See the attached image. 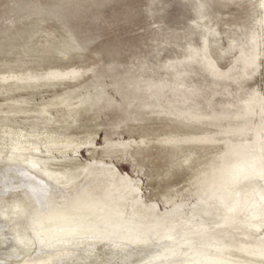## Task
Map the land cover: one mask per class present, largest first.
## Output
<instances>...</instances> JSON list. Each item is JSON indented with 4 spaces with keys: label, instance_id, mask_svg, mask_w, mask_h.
Masks as SVG:
<instances>
[{
    "label": "rangeland",
    "instance_id": "374dc122",
    "mask_svg": "<svg viewBox=\"0 0 264 264\" xmlns=\"http://www.w3.org/2000/svg\"><path fill=\"white\" fill-rule=\"evenodd\" d=\"M263 1L0 0V74L8 69L17 71L20 64L15 61L18 59L26 62L21 69L36 68L39 44L48 37L59 40L66 35L71 37L79 53L75 50L66 57L52 56L50 63H44L37 69L75 68L74 71L80 75L66 78L54 86L37 88L35 92H1L0 109L5 108V99L12 96L29 97L30 102L32 100L29 108L37 109L53 95L73 94L72 104H77L78 98L98 90L95 92L100 96L91 111L82 112L80 118L65 130L59 129L64 133L63 137L76 138L73 141L78 147L74 150L76 152L66 148L65 156L61 155L63 158L53 151L51 156H57L52 158L51 168L58 170L69 165L90 164L94 172L112 169L136 189L143 208L153 209L156 215L167 219L165 226L172 225L168 222V213L172 211L178 215L174 220L180 216V220L197 221L198 216L193 214L205 204L193 191L190 183L192 172L197 162L212 156L219 148L201 152L203 159H197L189 169L184 168L181 160L189 148L170 155L160 141L170 135L181 136L185 129L174 116L168 119L160 112L172 109L202 116L201 123L191 126V130L221 132L243 123L235 116L244 113V103L253 96L264 100ZM34 22L38 23L35 25ZM205 41L218 70L227 71L225 77L212 76L203 66L199 55ZM253 42L257 43V67L254 71L245 72L238 58L241 52L249 53L246 49ZM217 56L222 57L219 59ZM159 113L167 119L161 118ZM261 113L259 107L254 108L252 124L257 125L261 121ZM19 117L15 118L19 122L12 126L23 125L19 124L23 122L22 116ZM172 120L177 121L175 126ZM260 136L264 140V132ZM88 137L93 141L87 143ZM214 138L217 146H221L224 136L215 134ZM120 143L127 145L123 148ZM257 181L264 191V180L259 178ZM19 192L4 194L5 201L22 198L23 193ZM3 211L7 215L20 216L14 206ZM180 220L178 223L182 222ZM222 229L221 226L218 231ZM249 232L252 237L264 240V225ZM233 237L238 240V235ZM117 256L113 262L121 257ZM132 259L131 256L128 260ZM20 263L23 264L22 261Z\"/></svg>",
    "mask_w": 264,
    "mask_h": 264
},
{
    "label": "bare ground",
    "instance_id": "6f19581e",
    "mask_svg": "<svg viewBox=\"0 0 264 264\" xmlns=\"http://www.w3.org/2000/svg\"><path fill=\"white\" fill-rule=\"evenodd\" d=\"M262 6L264 9V1ZM38 22H34L35 25ZM70 38L66 35L59 40L48 37L39 44L36 68L31 66L23 70L22 65L26 66V62L16 60L15 63L20 64L17 71L8 69L0 74V93L35 92L37 88L54 86L66 78L78 76L75 68L38 70L52 56L66 57L75 53L77 47ZM256 42L246 49L249 50L247 55L241 52L238 58L245 72L257 67ZM215 45L212 46L216 48ZM199 56L212 76L226 75L227 71L221 72L216 67L206 41ZM95 91L78 98L77 104H72V93L53 95L37 109L29 108L32 102L29 97L5 99V108L0 109V264H9L11 259L14 260L12 264L20 261L23 264H264V240L252 237L249 232L264 225V191L257 181L259 178L264 180V140L260 136L264 132V100L257 96L246 99L244 113L235 116L243 123L221 132L191 130L193 125L201 123L202 116L190 112L172 109L160 112L168 119L174 116L185 129L181 136L170 135L160 141L170 155L189 148L187 153L184 151L186 154L182 151L184 168L203 159L201 152L219 148L212 156L197 162L192 172L193 191L205 204L193 214L198 216L197 221L181 219L178 223L180 216L174 220L178 215L172 211L168 213V222L172 225L165 226L167 219L156 215L153 209L143 208L136 189L118 172L112 169L94 172L90 164L69 165L58 170L51 168L50 162L57 156H51L53 151L59 156L64 155L66 148L76 152L78 146L73 141L76 138L63 137L64 133L59 129L68 128L82 112L96 104L100 95ZM256 107L261 109L263 118L254 125L251 119ZM17 116L23 118L19 123L23 124L19 125L21 128L12 126L19 122L15 119ZM215 134L224 136L222 147L217 146ZM90 138L87 143L93 141ZM119 145L124 148L127 144ZM40 152L44 154L41 156ZM19 191L24 198L5 201L4 194ZM11 206L18 208L20 216L2 213ZM218 226H222L223 231H218ZM235 234L238 240L233 237ZM120 255L119 260L113 262ZM131 256L133 259L129 261Z\"/></svg>",
    "mask_w": 264,
    "mask_h": 264
}]
</instances>
